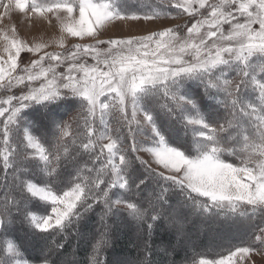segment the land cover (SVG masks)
Listing matches in <instances>:
<instances>
[{
    "label": "snow or ice",
    "instance_id": "1",
    "mask_svg": "<svg viewBox=\"0 0 264 264\" xmlns=\"http://www.w3.org/2000/svg\"><path fill=\"white\" fill-rule=\"evenodd\" d=\"M0 6L5 16L13 9L53 14L62 48L28 46L14 28L11 36L2 34L8 60L7 69L0 64L6 93L0 99V236L25 224L43 247L30 260L5 238L0 264H62L64 241L80 237L97 208L100 228L85 264H104L103 247L121 216L146 232L165 223L178 236L193 217L249 229L244 246L230 244L217 260L200 253L191 264H254L253 253L264 255V0H0ZM170 9L194 22L99 38L113 21L155 20ZM68 36L94 43L64 48ZM25 50L39 58L13 75ZM74 107L76 115L64 119ZM110 117L122 125L134 121L147 138L137 141L129 126L132 141L124 148L123 127L110 128ZM18 131L23 137L14 142ZM147 189L151 194L137 195ZM33 201L46 214L32 211Z\"/></svg>",
    "mask_w": 264,
    "mask_h": 264
},
{
    "label": "rangeland",
    "instance_id": "2",
    "mask_svg": "<svg viewBox=\"0 0 264 264\" xmlns=\"http://www.w3.org/2000/svg\"><path fill=\"white\" fill-rule=\"evenodd\" d=\"M3 12V7L0 6V64H3L6 69L7 64L4 62L8 60V53L5 51V41L2 38V34L3 32H7L9 36H11L13 28L15 29L16 37L23 40L28 46H34L35 44L43 43L48 45V47L44 49L45 51L52 52L62 50L60 46L61 32L53 14L45 13V17H47V19H45V17L34 15L31 12L25 15L23 13H20L19 10L16 9H13L7 16H5ZM170 12L171 15L161 16L155 20L141 19L113 21L105 25L104 29L100 30L102 34L99 36V38L103 40H108L114 38H123L130 35H148L152 31H160L164 27H174L178 24L187 25L188 27H190L191 24L194 22V20L190 19L187 14L180 13L179 10L170 9ZM48 20H51L52 23H48ZM227 27L228 26L225 25L226 30ZM253 27H258V25H254ZM180 34L182 37L186 36V28L182 30ZM77 43L90 44L94 43V41L88 37H84L83 39H81L68 36L64 39L63 47L69 48ZM101 47L106 48L107 45H101ZM39 55L40 54L38 53L28 52L27 50L22 52L20 57L18 58L17 71L12 74H18L19 68L24 67L26 65H30L32 60L39 58ZM87 63H93L91 57L87 58ZM57 71L62 72L64 71V68L60 67L57 69ZM12 94L19 95V91L13 89ZM4 98H6V93H4L3 90H0V99ZM201 110H205L203 108V105L201 106ZM75 115L76 113L68 114V116L64 117V119H70ZM129 117L131 120L130 114ZM3 119L4 118L0 117V120ZM136 120L143 121L142 113L137 114ZM131 127L133 129L137 141L147 138L146 134H141L137 132L134 121L132 122ZM124 132L127 134L125 130ZM22 137L23 132L19 131V136L16 137L17 141H19ZM103 142L106 143L107 141ZM45 147L47 148L48 145L45 144ZM138 155L141 156L144 160H147L153 168L163 170L162 166L156 164L151 154L147 152H140L138 153ZM35 182L40 183V179L38 178ZM119 194L124 195L123 193ZM140 194H143L141 196L151 194V189L139 192L137 195L140 196ZM127 195L129 194H126L125 198H127ZM113 198L115 199L116 197L113 196ZM41 204L42 202L38 203L36 201H33L29 205V207L32 211L37 212L38 214H46L43 213ZM107 223H109V221ZM28 229L29 228H27L26 230L18 229L16 231L10 232L7 237L3 236V238H7L14 241L15 243H18L21 246V251L24 253V255L30 260H33L34 258H37L40 255L43 243L40 239L34 238L33 235L29 233ZM115 229L131 231V237H133L135 246L139 250L144 247L146 243H149L148 238H152L151 236L153 235V232H149V235L143 236L140 232L141 230L139 231L134 229L133 224L130 225L129 223L125 226L122 225L120 228L114 227L113 231ZM155 230L157 231L155 236H157L158 234V236H166L164 238H167V240L164 241L163 244L159 245L160 249L166 251L167 248L165 249L164 246L168 244L167 247L172 246L174 252L177 250L181 253L180 257L182 258L177 261V263L180 262L179 264H184L186 259L189 260L195 258V256L199 255V253L211 252V254L214 255V253L218 251V253L222 252L223 255H227V249L230 244L236 245L239 243L241 244V246H244L241 242L245 241L249 237V229L244 224H211L197 217H193L192 222L185 225L184 234L179 236L170 225H166L165 223H161L160 226ZM118 233H120L119 230ZM83 243L85 244L84 240L78 242L79 251L81 249L83 250ZM23 246H26V248H23ZM66 247L67 246L65 245L64 248L61 250L60 259L62 261V264H72L73 261H78L79 264H81L77 256V248H68L66 250ZM169 257H171V255H169ZM220 257L221 256L214 258L212 256L208 257L207 259L217 260ZM251 260L254 262V264H264V255L253 253L251 256ZM112 261L114 264H141V262H143L144 264L146 260L143 259V257L139 256V254H135L134 257H130L129 255L113 254ZM35 264H39V261L36 260Z\"/></svg>",
    "mask_w": 264,
    "mask_h": 264
},
{
    "label": "trees",
    "instance_id": "3",
    "mask_svg": "<svg viewBox=\"0 0 264 264\" xmlns=\"http://www.w3.org/2000/svg\"><path fill=\"white\" fill-rule=\"evenodd\" d=\"M71 113H76L75 107L69 112V114H71ZM129 120H130V117H129ZM82 123H83V121L81 120V124ZM109 126H110V128H113V129L117 128V127H123V131L125 130L126 132H127L128 127L129 126L131 127V125L118 124L116 122V120L111 118V117L109 118ZM75 127H76V124L73 123V128H75ZM17 136H19V131L15 134L14 142H18L16 139ZM131 141H132V137L128 136L125 133L123 147L126 149L130 148ZM77 143H79V140H77ZM70 150H71V148H70ZM232 162L235 163V160H233ZM2 178L3 177L0 176V179H2ZM115 191H117V190L113 189V192H115ZM111 194L112 193H110V195ZM123 194H124V196L126 195V193H123ZM141 195H143V194H140V196ZM100 214H101L100 209L97 208L96 214L89 220L88 224L82 226L81 236L77 237L73 234V235L68 236L67 239L64 241V245L67 246L66 250L68 248H71V249L77 248V256H78L81 264H85V261L88 259V256L91 252V246L94 243L93 236L96 234L97 230H99V228H100L99 219H98ZM108 221L110 224H113L112 219H108ZM128 223L130 225L133 224L134 229L138 230L134 223L129 222L128 220H125L123 218V216L117 218L115 227L120 228L122 225L125 226ZM26 226L27 225H25V224H16V225H14L11 232L16 231L18 229L19 230H22V229L26 230L28 228ZM118 230L120 231V233H118ZM28 231L31 234V230L28 229ZM139 231L142 233L143 236L149 235V232H146L143 228L139 229ZM130 232L131 231L122 230V229H115L114 231L112 229L109 231V234L107 236L108 243L103 247V250H102V257L104 259V264H114L112 261L113 260V254H115V255H117V254L129 255L130 257L131 256L134 257L135 254H139V256L143 257V259L146 260L144 264H148L149 261L154 262V264H172L173 260L176 261V264L180 263V262L177 263V261L180 258H182V257H180L181 253L178 252L177 250L174 252V250L172 249V246L167 247L168 244H166V246H164L165 249L167 248L166 251H163V249H160L159 245L163 244V242L167 240V238H164L166 236H160V235L158 236V234H157V236H155L157 231L156 230L152 231L153 232V235L151 236L152 238H150V237L148 238L149 247L147 249H145V246H144L139 250L135 246L134 239H133V237H131ZM34 238H36V237H34ZM3 239H4L3 236H0V241H2ZM36 239H38V238H36ZM57 239H59V237H57ZM83 240L85 242V244L83 243L84 248H83V250L81 249L79 251L78 242L83 241ZM70 246H72V247H70ZM23 248H26V246L25 247L23 246ZM215 253H214V255H212L211 252L210 253H207V252L203 253V254H205L204 258H208V257H212V256L214 258L215 257L217 258V257L223 255L222 252L218 253V251H216ZM169 255H171V257H169ZM199 258H200L199 255L195 256V259H199ZM192 259H189V260L186 259L184 264H191Z\"/></svg>",
    "mask_w": 264,
    "mask_h": 264
}]
</instances>
